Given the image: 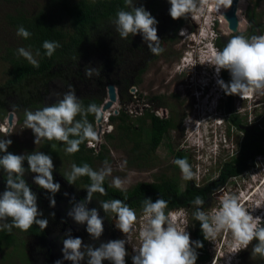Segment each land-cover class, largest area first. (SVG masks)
Wrapping results in <instances>:
<instances>
[{
    "label": "clouds",
    "instance_id": "9594fccd",
    "mask_svg": "<svg viewBox=\"0 0 264 264\" xmlns=\"http://www.w3.org/2000/svg\"><path fill=\"white\" fill-rule=\"evenodd\" d=\"M168 3L170 4L169 15L173 20L187 18L191 14V18L188 20L191 29H193L194 22L200 25L198 38L208 41L203 46L199 45L204 49L207 48V51L201 56L200 65L207 64L215 68H213L215 73L211 76L215 87L224 91L221 96L229 97V95L237 96L241 94L242 101H249L255 105L260 99L259 95H264V35H254L250 38L235 35L223 49H218L214 44L216 34L213 29L219 23L214 20L217 18V14H214L211 10L213 9L216 13L221 6L228 8L231 6L232 0H210L208 4L203 2L208 10L212 12L214 18L205 16V8L199 4V0H168ZM125 4L129 10H119L114 21L120 37L126 39L129 35L140 34L145 41H159L156 27L158 21L155 17L143 6L136 7L134 0H125ZM221 11L223 12V10ZM202 19H205L203 28ZM186 30L185 26L181 33L184 32V35H186ZM187 34H190L188 37L194 40L197 38V35L192 31ZM231 34L233 33L231 32ZM17 35L28 39L32 34L23 25H20L17 28ZM192 35H194V38ZM195 41L198 43L197 40ZM60 46L59 42L56 41L46 40L42 44L48 57H51ZM149 47L154 53L159 51L151 45ZM18 54L27 59L34 67H39V62L30 50L21 47L18 49ZM36 55H39V51L36 52ZM195 65L193 64L192 67ZM94 74L99 76L100 69L86 67V77L91 78ZM229 76H231L230 82ZM103 101L100 110L95 103H90L85 107L77 96L75 88L70 86V90L64 93L63 97L55 103L36 111L26 110L25 123L27 128L35 134V143L38 142L39 138L66 142L69 145L67 151L74 153L79 151V145L86 139H95L97 131L101 135L102 132L108 130L106 116L108 113H112L114 107L118 109L117 105L120 102L118 99V103H115L112 108L104 112L103 129L100 133L98 118L105 102L108 101L107 96ZM236 101L238 100L236 99ZM260 103L264 106V101ZM223 107L224 105L221 106V108ZM121 110L123 109L117 110V115L112 114L110 116V125L114 126L112 118L113 116L119 117L122 113ZM236 110L237 114L232 119L235 118L240 121L241 113L239 114L237 107ZM11 112L9 113L11 114ZM97 112L96 124L98 122V126L95 132L93 125L87 120V115ZM223 113L215 114L213 111L208 114L215 116L211 123L209 146L216 153L219 151L227 153L231 158L229 161H232L240 156L241 148L235 147L232 143L230 139L233 136H227L226 139L221 138L224 134L223 126H226L227 129L230 126L235 128L233 125L235 119H231L230 123L227 117H223ZM78 115L82 117L80 120H76ZM7 120L9 121V116L3 122H0V124L5 122L1 124L2 131L7 126ZM105 125L106 130L104 131ZM109 131L113 133L114 129L111 128ZM216 131H219L220 138L214 136ZM238 131L235 134L237 135V142L243 140L242 137H244L243 133ZM3 133L6 132L3 131ZM70 137L75 138L70 139ZM11 144V139H0V153H3V155H0V169L6 172L8 176L6 188L0 193V221L4 222L0 225V229L6 228L11 231L13 227H16L22 231H28L35 224L43 230L48 225L47 219L39 218L43 213L38 208L37 195L34 193L36 190L33 192L23 178L26 171L24 162L27 161V170L36 174L33 182L52 194L49 197L51 207L55 206L53 197L60 190V184L71 186L70 184L74 183L79 177L87 176L90 178L91 184L87 189L85 199L82 200L83 202L74 203L67 215L77 224H85L86 231L92 240H99L104 232L103 217L100 216L96 208L89 209L87 205L91 202L93 193L98 192L107 195L103 183L105 177L111 173V169L105 168L97 171L87 163L82 164V166H77L74 163L65 182H54L53 170L55 166L50 155L40 151L19 155L13 154L7 151ZM232 147L235 148L233 153L230 154ZM259 158H264V155L255 158L256 165ZM173 162L179 167L184 179H193L194 173L187 159L177 158ZM227 182L221 184L222 188L214 190L215 193H218L217 197L220 200V203H218L219 208L213 209L211 213H206L202 210V207L198 208L194 213L195 220L200 223L205 238L214 239L221 231L231 230L233 234V242L230 245L231 253H238L246 249L249 243L256 239L258 243L253 247V252L264 256V220L261 219L264 217V211H257V216L253 217L249 209L239 202L240 198L238 196L233 194L222 195V191L229 185V182ZM112 183L116 188L110 187V189L120 191L119 189H124L126 181L117 177L113 179ZM193 203L197 206H203L204 200L202 197L197 196ZM100 206L104 213H115V228L124 234L126 238L111 239L107 242H100L98 246H95L85 244L80 237H73L71 230H68L65 233L66 238L62 240L63 260L71 261L72 264H82V262H85V257H87L86 264H103L104 261H108L110 264H126V257L129 255L126 249V244H128L127 234L133 230L137 222V213H141L143 214V223L138 233L140 244L138 248H133L132 264H196L198 259L196 249L202 248L203 244L200 241L191 240L190 233L186 230L189 227V222L185 208L167 210L169 201L163 198L157 199L155 202H152L150 198L144 199L143 209L133 210L121 199L102 201ZM261 207H264V197L257 201L252 209L258 210ZM51 215L54 216V213ZM9 218L11 219L10 224L7 223ZM55 264H62V261L57 260Z\"/></svg>",
    "mask_w": 264,
    "mask_h": 264
},
{
    "label": "flooded vegetation",
    "instance_id": "af4514ba",
    "mask_svg": "<svg viewBox=\"0 0 264 264\" xmlns=\"http://www.w3.org/2000/svg\"><path fill=\"white\" fill-rule=\"evenodd\" d=\"M251 1L252 5H250L249 8L247 6L248 9L244 15L248 23V29L245 32L236 34L243 35L247 38H250L254 35H264V10H259L262 3L264 7V0ZM255 4L258 5L257 8H255ZM254 10L256 13L253 14ZM223 13L224 11H220L219 14ZM249 13L252 15L251 19L248 16L250 15ZM164 15L168 17L166 18L167 21L161 19L156 26L159 41H145L140 34H137L135 36L129 35L125 39L121 38L119 33H117L113 42V52L111 53V56L114 57V67L112 70L103 68L102 62L90 64V61H88V59L95 58L93 55H91L90 57V54L88 53V55H81L79 57H76V60H74V62L69 66L62 67L64 66L63 63L60 68L56 67V70H62L61 72L64 73L63 77L59 78L58 76H55V78L53 75L54 79L49 83V85H47L45 89L43 87V95L39 96L38 98L42 101V103L47 105L49 104V101L55 102L61 99L63 97V94L69 91L70 86H72L75 88L77 96L84 105L86 99L94 100L96 99V97L105 99L108 94L109 85L111 83H114L117 86L118 99L121 104L123 102H132L134 103L135 108L139 110L143 106V103L146 115H156L157 117L161 118V120H170L171 122H173V124L168 129H166L164 137L166 135L168 137H172L173 139H175V142L177 139L176 135L182 136L181 141H183V138L186 137L188 133L190 134L189 129L190 127L194 126L192 120V117L194 115H206V113L211 109H213L215 114L220 112L223 113V111H225L222 115L223 117H227L228 122L231 123L232 117L237 114L236 107L234 106L236 99L238 100V102H240L239 105H241L242 107L241 111H246L249 101H242L241 94L237 96L229 95V97L224 96L225 98L223 96H220V99L218 101L215 100V94L207 91V89H213V87H215L214 81L211 79V73L214 72V67L211 68L209 65V67H207L206 64L200 65L201 56L207 51V48H202L195 40L190 37H187V39L189 40V44L187 43L186 48L182 46H179L181 49L177 48L176 46L179 40L181 38H185L183 36L185 33H181V31H183L187 23H185V25L182 27H175L174 25H171L172 18L169 15V11H166ZM190 18L191 14L190 16H188V20ZM166 24H169V26H166ZM199 27L200 25L197 22L193 23L192 32L197 36L200 33ZM213 30L216 34L214 44L218 49H223L227 42L233 36H235L227 30L223 31L219 24H217ZM105 37L107 36L105 35L104 37H102V41H104ZM192 37L194 38V35H192ZM98 44L102 45V43L100 42ZM149 45L159 49V51L154 53ZM170 47L171 50L169 51ZM159 57L166 58L162 60L159 67H157L158 71L153 74L150 66L160 60ZM194 62L198 63H196V65L192 67ZM86 67L99 68L100 75L96 76L94 74L91 78L86 77ZM208 69L209 71L207 73ZM145 73L149 75L146 80H149L151 84L148 88V91L146 92V96H144L143 92L140 91L138 87V85L142 82ZM229 77L230 82L231 76ZM24 103L25 102L21 98H17L14 104H19L20 106L23 104L20 109L21 111L22 108L24 109ZM259 104L260 102H258L254 106H259ZM220 105H224V107L219 108ZM123 107L125 106L123 105ZM7 108L10 110V112L13 111L16 114L17 112H20L13 104H10ZM257 110L259 111V113H257L255 117L256 121L247 125L243 124L242 119H247L249 115H242V113L239 112V114L241 113L240 132L243 133L244 137H242L243 140L238 142H236L237 135L232 137V141L236 142L235 147H239L242 149L243 142L244 140H246V133L249 129H253L256 126H260L262 130L264 129V109L262 112H260L259 108ZM125 111L126 110L123 109V112ZM129 114L131 115L132 113ZM147 121H149V119H147ZM116 128L117 125H115L114 123V132ZM186 129L188 133H186ZM235 129L238 130L236 126ZM148 133H150L149 130ZM105 137H107V135ZM175 147L179 151L178 154L175 155V148L172 145H170L168 152L170 155L174 156L173 161L177 158L186 159L187 155L184 156V154L188 153L187 150H189V148H186L184 143H181ZM187 161L192 167L190 161L188 159ZM230 162L231 161H229L228 163ZM175 166L177 165L175 164ZM178 170L180 171L179 167ZM222 170L224 172L225 167ZM223 172H221L220 176H218V182L212 185H208V187L205 188H200V186L197 185L196 181H194V178L191 180H186L184 179L182 174L180 175V173L178 175H175L176 181H180L183 178L186 182L185 184L179 183L181 192H179V196L176 200V205L173 206L170 210H175L180 207H188L192 208V210L201 208V206H197L194 203H188L187 198H181L182 195H185V191L188 188L196 191L197 194H201L202 192L206 193L205 197L207 199L204 201L203 206L206 204L209 206L212 199L210 193L215 189L217 190V188H222L221 184L226 182L222 179ZM66 175L62 176L58 174V180H54V182H65L67 180ZM228 177L230 181L231 178L230 176ZM165 178L168 177L163 176L157 179V181H162ZM153 183L155 182H148V184ZM217 183H219V186L216 185ZM76 184L78 183L75 182L70 184L74 189L71 186H63L60 184V190L53 197L55 199L54 207L50 206L49 197L52 196L51 193L44 189H41L40 192H34L37 195L38 208L43 213V215L39 218L47 219L48 225L43 230H41L35 224L30 228L31 231H35L30 234L38 240V247L40 248V252L34 254V257L32 259L33 264H55V261L57 260H61L62 264H72L71 261L63 260L62 254V240L66 238L65 233L68 230H71V235L73 237H80L85 244H93L95 246H98L100 242H107L111 239H121L117 234L118 229L115 228V213H104L103 209L100 206V202L108 201L110 199H121L126 203L127 195H123L121 191L112 195L110 189L111 186L109 185V183L105 188L107 195H102L98 192L92 194V200L90 203H88L87 207L89 209L96 208L98 210L100 216L103 217L104 226L103 235L99 240L94 241L87 233L85 224H77L74 220H72L71 217L67 215L73 204L84 200L87 195V189L89 186L83 184L84 186L82 188H78ZM165 192L168 196L169 191L166 190ZM130 208H132L133 210L138 209L136 207ZM203 209V211L207 210H205V208ZM195 212H193V218H190V220L188 221L189 227L187 228L189 229V233L192 236H194L193 234L197 231L196 228H198V224L194 222ZM52 213H54V216L51 215ZM196 241L198 240L196 239ZM133 248L135 247L133 246L129 248L126 245V249L129 253V255L126 257V264H132V255H134ZM86 260L87 257H85V262H82V264H86ZM103 264H110V262L104 261Z\"/></svg>",
    "mask_w": 264,
    "mask_h": 264
},
{
    "label": "rangeland",
    "instance_id": "374dc122",
    "mask_svg": "<svg viewBox=\"0 0 264 264\" xmlns=\"http://www.w3.org/2000/svg\"><path fill=\"white\" fill-rule=\"evenodd\" d=\"M72 3L77 2L78 0H70ZM162 1V0H158ZM167 0L163 2V5L166 3ZM251 0H241V3L239 5V12L238 16L239 19L241 18V25H240V33L245 32L248 29V23L244 17L247 9L250 5H252ZM168 6L170 4L166 3ZM199 4L205 8V16L213 17V14H217L218 12L211 10L210 12L207 8V6L204 5L203 0H199ZM161 4V6H163ZM248 6V8H247ZM20 7L24 12H27L28 14H35L41 10L46 11L49 13L51 17V21L56 23L60 27L67 28L65 21L62 19V16L58 13V10L53 7L52 0H22L21 3H7L0 1V40L2 43H5L7 47L9 48H25L23 45L22 40L19 38L17 33L6 23L5 16L6 13L9 11L11 13H14L16 9ZM223 10V6H221ZM219 10V13L220 11ZM259 10H264L263 3L261 4V7ZM211 13V14H210ZM218 13V15H219ZM164 12L162 10L161 15L158 16L159 19H163L164 21H167L165 15H163ZM163 15V16H162ZM162 16V17H161ZM205 19H202V28L205 26ZM199 21V20H198ZM106 28H110L112 33H106L105 35L107 37L104 38V41H102L101 31ZM190 22H187L186 24V35H184L185 38H181L177 44V48L187 47V43L189 44V40L187 37V33L192 31ZM200 28V27H199ZM221 28L223 31L226 30V27L224 25H221ZM118 31L116 30V26L114 22H107L103 23V26H100L99 30L94 31L92 38L89 42V47L87 50V53L93 55L95 58H90L88 61L91 63H98L102 62L103 68H106L108 70H112L114 67V60L111 56V53L113 52V42L114 38L116 37ZM194 40V39H193ZM198 41L199 45H204L205 43H208L207 40H203L201 38L195 39ZM102 43V45L98 43ZM215 43V41H214ZM4 46V44H3ZM175 46V45H174ZM206 46V45H205ZM203 48V47H202ZM26 49V48H25ZM181 49V48H180ZM220 49V48H219ZM0 50L2 52L0 53V86H3L6 84L7 80L9 79V69L11 68L9 63L5 60V56L7 55L5 50V47H0ZM29 50V49H28ZM171 50V47L169 48V51ZM31 51V50H30ZM33 56L36 60H38V57L34 54ZM106 57L110 58V60L106 59ZM160 58V57H159ZM166 57L160 58L157 62L153 63L150 66L151 71L153 74H155L158 71L159 65L161 64L162 60H164ZM108 61H106V60ZM191 59V58H190ZM197 63V62H196ZM194 62V64H196ZM71 65V62L65 63L63 67ZM207 65V64H206ZM207 67H209L207 65ZM213 68V66H210ZM210 68V69H211ZM77 69V68H76ZM209 69L207 70L208 73ZM212 72L211 74H213ZM206 75V74H204ZM149 75L147 73L144 74L142 82L138 85L139 90L143 92L144 96H146V92L148 91V88L150 87V81L146 80ZM212 79V77H211ZM207 91L214 93L215 100H219L220 96L224 93L222 89H218L216 87H213V89H207ZM220 92V93H219ZM28 91L25 90L24 94L25 96L28 95ZM227 95V94H226ZM260 99L255 103L264 101V95H259ZM29 98H31V95H29ZM127 98V96H126ZM225 98V97H224ZM56 102V101H55ZM55 102L49 101V104L45 105L44 103L41 104V106H38L36 108H32L30 105L27 107L22 108L20 112H17L15 114V121L14 125L11 126L8 130V132L3 133L2 126L0 124V139L7 138L11 139L12 144L9 147H13L17 150V155L19 154H27L31 152H42L43 147L46 145L45 142H55V140H47L46 138H39L38 142L35 141V134L31 129H28L25 123L26 117H25V111H36L40 108H43L45 106L51 105ZM240 102L235 101V105L239 112L242 113V115H249L247 119L243 118L242 122L243 124H251L256 121V115L259 113L257 110L259 108L260 112L263 111L264 107L262 103L259 104V106H254V104H251L248 102L246 111H241L242 107L239 105ZM123 105L125 107H123ZM142 107L137 110L135 108L134 103L132 102H123L120 103V106H122V109H125L126 113H132L131 120L134 125H136V128L140 126L139 120L141 118H145L146 112L144 109V104L142 103ZM222 105H220L219 108H221ZM117 108H119V104L117 105ZM123 112V110H121ZM210 112H213V109L208 111L206 115L198 116L194 115L192 117L194 126L190 127L189 131L190 134L186 135V137L183 138V141H181L182 136L176 135V142L175 139L172 137H168L167 135L163 138V141L161 145L158 147V149L150 154L148 156V160L145 162L143 160H140L136 157V154L132 151L135 147V141L134 140H126L127 143L124 144L120 140L121 133H119L118 129L116 128L114 134L116 136L115 140H108L105 135L111 133L109 130L102 132L101 135L96 132V138L93 139L95 143V149L99 151L101 149L102 144L108 145V151L105 152L107 154L106 159H96L94 161V169L97 171H100L105 168H110L111 173L105 177V180L111 187L113 186V179L114 178H120L123 181H126V184L124 186V189H119L120 191L127 192L130 191L133 187L137 186L141 183H148V182H156L157 179L165 176L168 178L175 179V175L182 174L178 167L175 166V164L172 162L174 159L173 155H170L169 148L170 145H172L175 148V155L179 153L178 149L175 147L179 144H183L188 147L189 150L188 153H185L186 159L190 161L192 164V168L194 170V181H196L197 185L200 186V188L208 187V185H212L216 182H218L222 169L225 167V165L229 162L231 159L230 156L227 153L219 151L218 153L214 152V150L210 149L209 146V138L211 136V123L213 122L212 119H214V115H208ZM21 113V114H20ZM120 115V114H119ZM118 115V116H119ZM21 116H24L25 119L23 122L20 121ZM112 123V122H111ZM120 123V122H119ZM9 125V121L7 123ZM150 125V121L147 122L145 126H143V132L140 136V141L142 142L143 146L146 147L148 144L149 139V133H148V126ZM98 126V122H97ZM224 130L223 136L221 138L227 137V136H235L237 130L233 128L232 126L229 127V129L226 128V126L222 127ZM10 136V137H9ZM192 136V137H191ZM216 138H220L219 131H216L215 135ZM168 137V138H167ZM231 137V141H232ZM237 142V139H236ZM236 142L232 143L235 145ZM124 144V145H123ZM188 145V146H187ZM55 149H58L59 152H57V157L52 158L53 164H54V170H53V177L54 180H58V174L60 175H66L71 172V166L75 163V159H73V155L67 151V148L69 147L67 144L61 145L60 142H57ZM89 146V144H88ZM92 147V146H89ZM192 147V148H191ZM191 148V149H190ZM235 147H232V151L230 154L233 153ZM180 150V148H179ZM190 157H189V156ZM258 163L254 169H250L247 173L244 174V176L237 180H231L229 182V185L226 186V189L222 191L223 194H233L240 198L239 202L246 208L249 209V212L253 215V217L257 216V211H264V207L256 209H252L255 206V203L259 200H261L262 197H264V158L257 159ZM143 164L142 166L140 165ZM140 165L141 167H139ZM28 169V168H27ZM26 169L24 174V179L29 182L32 185L33 190H36L38 192L41 191L42 188H40L38 185H36L33 182V178L36 174L31 173ZM192 170V171H193ZM1 171V177L4 175L7 176V173L4 172L2 169ZM179 178V177H177ZM76 182V180H75ZM74 182V183H75ZM180 184H185V180L182 178V180L178 181ZM196 185V186H197ZM78 188H82L84 185L80 182V184H76ZM116 188V187H114ZM118 189V188H117ZM4 190L0 188V193H2ZM218 193H215L213 190L210 193V196L212 197L211 203L208 206L207 204L203 206L205 208L206 213H211L213 209L219 208L220 200H218ZM209 196V197H210ZM213 202V204H212ZM202 207V206H201ZM184 208V207H183ZM202 208V209H203ZM188 213V221L190 218H193V212H195L197 209L192 208H185ZM204 210V209H203ZM143 214L137 213V222L134 225L133 230L130 231L128 236V244H126L129 248L135 247L138 248L140 241H139V229L143 223L142 220ZM264 220V217L261 218ZM10 218L8 219L7 223H11ZM4 222L0 221V225H2ZM6 229V228H3ZM16 234L17 241H19V247L21 248V252H16V248L10 247L8 250H6L4 253H0V264H28V260L32 263V259L34 257V254H37L40 252V248L38 247V240L35 239L29 231H22L17 232L14 227L11 229ZM189 232V229H187ZM119 237L121 239H125V235L122 234L120 231L117 232ZM190 238L192 241H196V238L190 234ZM25 242V245L24 243ZM233 242V234L231 230H223L221 231L214 239L208 238V244H209V251L211 254V261L208 264H264V257L259 256L257 253L253 252V244L254 239L249 243L246 249L241 250L238 253H231L230 251V245ZM23 251L25 252V257L22 258L21 254H23Z\"/></svg>",
    "mask_w": 264,
    "mask_h": 264
},
{
    "label": "trees",
    "instance_id": "16d2710c",
    "mask_svg": "<svg viewBox=\"0 0 264 264\" xmlns=\"http://www.w3.org/2000/svg\"><path fill=\"white\" fill-rule=\"evenodd\" d=\"M0 1L12 4L22 2V0ZM164 1L165 0H134V5L136 7L143 6L145 10L150 12L151 15L155 17L158 22H160L161 19H159L158 16L161 15L162 10L165 14V12L169 11L170 8V6H168L166 3L163 5ZM161 4L163 6H161ZM52 5L62 16L67 28L60 27L51 21L49 13L43 10L35 14H28L18 7L14 13L9 11L6 13L5 21L16 33L17 28L20 25H23L25 29L31 32L32 35L28 39H24L19 35L18 36L22 40L26 49L33 51L35 55L36 52L39 51V55H36L38 57L37 61L39 62V67H34L27 59L20 56L18 54L17 48H9L0 40V47H5V50L8 51L6 52L7 55L4 58L11 67L8 72L10 76L9 79L5 85L0 86V122H3L8 118L10 110L7 107L10 104L15 105L17 110L20 111L23 104L21 106L19 104H14L17 98H21L25 102L24 107L29 105L32 108L41 106L42 101L38 97L43 95V90L54 79L53 75L54 77H63L64 73L61 72L62 70L59 71L55 68H60L63 63L65 64L71 62L72 64L74 60H76V57L81 55H88L87 50L90 46L89 42L94 31L99 30L100 26H103V23L110 21L114 22L116 19V14L119 10H129L125 4V0H78L75 3H72L70 0H52ZM257 7L258 5L255 4V8ZM226 10H224V12H226ZM254 13H256L255 10L253 14ZM223 14L220 16L225 19ZM250 15L248 16L251 19L252 15ZM172 20L173 19H171V25H174L175 27H182L185 25V23H187L188 17L173 21ZM239 20L241 22V19ZM225 21V25L227 26L228 21L226 19ZM166 26H169V24H166ZM101 32V35H105L106 32L112 33L110 28H106L105 32L104 30ZM46 40L56 41L61 45L58 49H56L51 57H48L45 54L46 50L42 47L43 42ZM1 52L2 50H0V53ZM106 59L110 60L108 57H106ZM25 90L29 92L27 96L24 94ZM29 95H31V98H29ZM103 100L104 99L100 97H96L94 100L86 99L84 106L86 107L90 103H95L100 110L104 102ZM98 112L87 115V120L93 125L95 132L97 130L96 121ZM81 118L82 117L79 115L76 117L77 120H80ZM24 119L25 117L21 116L20 121L23 122ZM147 119H149L151 122L150 125H147L150 133L148 144L146 147H144L140 141V136L143 132V126H145L148 122ZM234 119L235 118L232 120ZM112 121L115 123V125H117L119 133H121L120 140L124 144L127 143L126 140H134L135 147L132 151L136 154V157L139 159V161L143 160L145 162L148 160V156L154 153L161 145L166 129H168L173 124V122L170 120L164 121L156 115L148 114L146 115V118H141L139 120L140 126L136 128V125L132 123L131 117L126 112H122L119 117L113 116ZM233 125L236 126L240 131V121L238 119L233 121ZM0 135L4 136L2 134ZM245 137L246 140L243 142L240 156L226 164L224 172L222 171V179L226 182L229 180L228 176H230L231 179L241 178L248 170L256 166L255 158L259 155H264V129L262 130V128L256 126L253 129H249ZM73 138L75 137H70V139ZM115 138L116 136L113 133L107 135L108 140H115ZM89 140H91V138L86 139L79 145V151L71 154L73 155L72 157L75 159V164L77 166H82V164L87 163L94 169V161L96 159H106L107 154L105 152L108 151V145L105 143L102 144L101 149L97 152L94 148H91L87 145ZM57 142H60L61 145L67 144L66 142L57 140H55L54 143L52 141H46V145L43 147L42 152L44 154L50 155L51 158H56L57 152H59V150L55 149L54 147H56L55 145ZM7 151L17 154V150L13 147H8ZM0 155H3V153H0ZM140 165L142 166L143 164L140 163ZM140 165L138 166L141 167ZM24 167L25 169L28 168L27 161L24 162ZM7 178L8 176L6 175L1 177L0 171V188L3 190L6 188ZM76 182L78 184L81 182L88 186L91 184V180L87 176L77 178ZM27 183L34 192L31 184L29 182ZM106 185L107 181L104 180L103 187L106 188ZM216 185L219 186V183ZM166 190L169 191L168 196L165 192ZM111 192L113 195L120 191L111 189ZM179 192H181L179 182L173 178H165L164 180L157 181L153 184H138L134 188L130 189V191H122V194L127 195L126 203L129 207L141 209L143 208L144 199L150 198L152 202H155L157 199L163 198L169 201V207L167 210H170L176 205ZM205 195L206 193L204 192L197 194L196 191L188 188L185 191V195H182L181 198H187L188 203L192 204L197 196L202 197L205 201L207 199ZM9 221L11 222V219ZM194 222L198 224V228H196L197 231L193 234L194 238L203 244L202 248L196 249L198 254L196 264H208L211 262L208 238L203 236L200 223L196 220ZM14 229H16L17 232H22V230L19 228L14 227ZM28 231L29 233L35 232L31 231L30 229ZM19 243L20 242L17 241L16 234L13 232V230L8 231V229H0V253H4L10 247H13L14 249L16 248V252L20 253L21 248L19 247ZM23 243L25 245V242ZM257 243L258 241L254 239L253 247ZM21 255V257L24 258L26 254L23 251V254ZM258 255L264 257L261 254ZM26 260L28 261V264H33L30 262V260Z\"/></svg>",
    "mask_w": 264,
    "mask_h": 264
},
{
    "label": "water",
    "instance_id": "95a60500",
    "mask_svg": "<svg viewBox=\"0 0 264 264\" xmlns=\"http://www.w3.org/2000/svg\"><path fill=\"white\" fill-rule=\"evenodd\" d=\"M240 3H241V0H232L231 6L228 7L226 12H224V14H223L225 19L228 21V27H229L230 31L234 35L240 33V20H239V16H238ZM108 89H109L108 95H107L108 101L105 102L103 109L100 112L99 118H98V122H99V126H100V130H99L100 133L103 129L102 121L104 118V112H106L108 109L112 108L115 103H118V92H117L116 84L111 83L109 85ZM116 113H118V111H116ZM14 121H15V113L11 112V114L9 115V123L11 126L14 125Z\"/></svg>",
    "mask_w": 264,
    "mask_h": 264
},
{
    "label": "built area",
    "instance_id": "2783aa9c",
    "mask_svg": "<svg viewBox=\"0 0 264 264\" xmlns=\"http://www.w3.org/2000/svg\"><path fill=\"white\" fill-rule=\"evenodd\" d=\"M203 2H205V3L208 4V3L210 2V0H203ZM214 20L218 21L220 27H221V25H224V27H226V30H227L228 32L231 33V31H230L229 28H228V24H227V26L225 25V22H226V21H225L224 18H222V16H219V15L217 14V18H215ZM121 108H122V106H120V103H119V108L116 109V108L114 107V109L112 110V113H108V115L106 116V121H107V123H108V130H111V128H114V126H113L112 124L110 125V123H109L110 116H111L112 114L117 115L116 111H117V110H120ZM7 121H8V120H7ZM9 128H10V124H9V125L7 124V126L3 128V131L7 132V131L9 130ZM105 130H106V125L104 126V131H105ZM224 139H226V137H224ZM88 144H89L90 146H92V147H95V146H96L95 143H94V140H93V139L90 140V141L88 142Z\"/></svg>",
    "mask_w": 264,
    "mask_h": 264
},
{
    "label": "bare ground",
    "instance_id": "6f19581e",
    "mask_svg": "<svg viewBox=\"0 0 264 264\" xmlns=\"http://www.w3.org/2000/svg\"><path fill=\"white\" fill-rule=\"evenodd\" d=\"M221 9H222V7H221L219 10H221ZM225 9H227V8L224 7V8H223V11H224ZM219 10L217 11L218 13H219ZM212 11H213V10H212ZM218 13H217V14H218ZM220 15H221V14H219V16H220Z\"/></svg>",
    "mask_w": 264,
    "mask_h": 264
}]
</instances>
